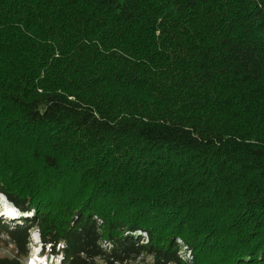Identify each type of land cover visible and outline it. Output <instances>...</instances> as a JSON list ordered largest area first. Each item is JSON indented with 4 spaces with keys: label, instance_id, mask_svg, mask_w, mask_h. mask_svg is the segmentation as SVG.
I'll return each mask as SVG.
<instances>
[{
    "label": "trees",
    "instance_id": "1",
    "mask_svg": "<svg viewBox=\"0 0 264 264\" xmlns=\"http://www.w3.org/2000/svg\"><path fill=\"white\" fill-rule=\"evenodd\" d=\"M0 195V264H264V0H0Z\"/></svg>",
    "mask_w": 264,
    "mask_h": 264
},
{
    "label": "rangeland",
    "instance_id": "2",
    "mask_svg": "<svg viewBox=\"0 0 264 264\" xmlns=\"http://www.w3.org/2000/svg\"><path fill=\"white\" fill-rule=\"evenodd\" d=\"M5 206H8L7 210L11 211L13 209V205L12 203L7 200V198L3 195H0V208H4ZM5 214H3V211H0V218L3 219V221L7 222L8 225H14L12 224V222H17V224H23L24 222H20L21 219L19 218L18 220H5L4 216ZM10 217H13L12 213H10ZM37 230L31 231V237H30V245H28L27 248V258L24 259H18L17 257H14L18 260L21 261V264H58L59 262L57 261V259H55L52 255L51 256H46L43 253V248L44 246L42 245L43 243H35V241L38 239L37 237ZM3 249H0V255L2 256H14L13 255V251L12 248L10 247V245H5L3 246ZM47 251V248L45 249ZM182 253L187 255L188 254V250H185V248L182 249ZM42 254V256H41Z\"/></svg>",
    "mask_w": 264,
    "mask_h": 264
},
{
    "label": "built area",
    "instance_id": "3",
    "mask_svg": "<svg viewBox=\"0 0 264 264\" xmlns=\"http://www.w3.org/2000/svg\"><path fill=\"white\" fill-rule=\"evenodd\" d=\"M185 250H187V248H185ZM188 259H191V254H190V251H188V254L186 255Z\"/></svg>",
    "mask_w": 264,
    "mask_h": 264
}]
</instances>
